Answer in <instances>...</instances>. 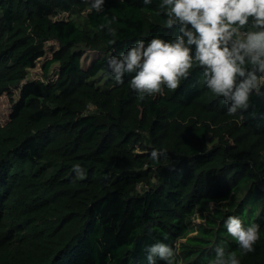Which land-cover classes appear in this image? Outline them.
Instances as JSON below:
<instances>
[{
    "label": "trees",
    "instance_id": "obj_1",
    "mask_svg": "<svg viewBox=\"0 0 264 264\" xmlns=\"http://www.w3.org/2000/svg\"><path fill=\"white\" fill-rule=\"evenodd\" d=\"M157 2L106 0L97 14L89 0H0V94L19 88L0 125V264H147L156 240L182 264H207L221 241L241 264H264V99L229 116L194 86L198 71L144 100L130 78L115 85L105 74L114 53L98 25L117 17V50L171 36ZM87 8L79 26L71 16ZM49 40L58 47L43 75L57 63V76L28 79ZM153 149L166 151L154 161ZM229 215L260 225L254 252L227 234Z\"/></svg>",
    "mask_w": 264,
    "mask_h": 264
},
{
    "label": "clouds",
    "instance_id": "obj_2",
    "mask_svg": "<svg viewBox=\"0 0 264 264\" xmlns=\"http://www.w3.org/2000/svg\"><path fill=\"white\" fill-rule=\"evenodd\" d=\"M105 4L106 0H89L90 9L97 14L104 13ZM142 4L150 6L153 0H142ZM155 11L171 36L137 38L126 50L116 48L118 30L112 26L116 16L105 17L98 25L109 37L107 44L114 53L106 57L105 74L115 85L130 78V88L144 100L162 96L165 89L177 90L198 71L194 86L203 82L222 98L229 116H242L238 110L252 107L254 96L264 99V0H158ZM160 151L166 150L153 149L151 159L156 161ZM72 168L78 178L87 174L80 164ZM223 227L242 255L255 251L260 239L258 223L245 224L240 216L229 215ZM227 247V241L216 244L207 264H241ZM144 249L147 264H156L157 257L165 264H182L174 246L162 240Z\"/></svg>",
    "mask_w": 264,
    "mask_h": 264
},
{
    "label": "rangeland",
    "instance_id": "obj_3",
    "mask_svg": "<svg viewBox=\"0 0 264 264\" xmlns=\"http://www.w3.org/2000/svg\"><path fill=\"white\" fill-rule=\"evenodd\" d=\"M89 9H85L83 12L79 14L69 15L65 12H60L54 18L68 19L70 16L72 19L76 21L79 26H86V14ZM58 47V44L55 40H49L45 43V56L41 57L36 61V65L34 68H29L27 70V77L30 80L42 79L43 81L53 80L57 76L58 72V64L53 63L48 71V75L45 77L43 75V65L45 61L52 56V52ZM96 79L102 84L104 83L103 76L96 77ZM19 94V88H12L9 93L4 92L0 94V125L5 124L11 112V107L15 100H17ZM90 112L94 111L93 107H90ZM147 181H145L142 185H139L137 188L140 189L142 187L147 186ZM195 220L198 221V216L195 217Z\"/></svg>",
    "mask_w": 264,
    "mask_h": 264
}]
</instances>
